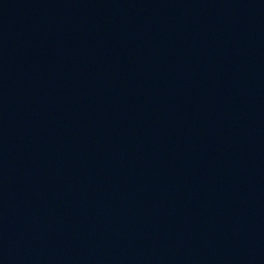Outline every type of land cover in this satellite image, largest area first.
I'll use <instances>...</instances> for the list:
<instances>
[{"label": "water", "instance_id": "water-1", "mask_svg": "<svg viewBox=\"0 0 264 264\" xmlns=\"http://www.w3.org/2000/svg\"><path fill=\"white\" fill-rule=\"evenodd\" d=\"M0 264H264V0H0Z\"/></svg>", "mask_w": 264, "mask_h": 264}]
</instances>
